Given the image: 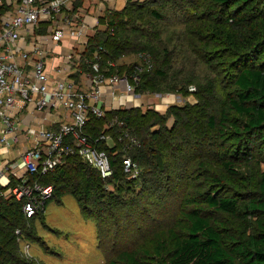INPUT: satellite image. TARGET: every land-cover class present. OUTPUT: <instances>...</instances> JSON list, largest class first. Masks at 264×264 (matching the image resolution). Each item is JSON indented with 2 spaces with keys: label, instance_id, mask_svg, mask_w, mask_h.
Instances as JSON below:
<instances>
[{
  "label": "trees",
  "instance_id": "obj_1",
  "mask_svg": "<svg viewBox=\"0 0 264 264\" xmlns=\"http://www.w3.org/2000/svg\"><path fill=\"white\" fill-rule=\"evenodd\" d=\"M158 1H128L124 11L107 12L102 19L106 28L91 38L87 57L92 59L96 53L104 69L109 64H118L128 55L141 57V60L131 65L110 67L108 74L130 77L135 67L141 65V80L137 87L139 92H175L183 96L192 94L191 89L195 88L193 94L198 102L172 106L166 114L131 109L110 112L105 119L91 116L84 132L92 137L93 142L103 133L104 125L112 122L114 117L125 122L140 141V147L128 153L142 170L140 177L134 181L127 180L124 175L122 153L113 156L114 151H108L103 143L98 144L112 157L115 175L110 182L115 186L114 192L104 189L105 183L100 173L86 164L78 154L69 156L63 166L41 179L45 186L54 189L49 203L62 205L64 197L72 196L82 216H90L96 223L99 234L108 220H113L114 228L121 226L122 213L138 212L142 204L144 206L150 202V197L156 193L164 194L163 197L159 195L161 200L175 196L193 169L202 168L203 160L210 156L208 149H203L212 139L209 132L216 128L215 115L209 114L207 108L216 99L217 78L210 81L207 77L204 81L194 71L172 69L169 49L160 47L162 33L154 25V21H163L165 18L153 9ZM165 1H173L174 6L181 2ZM213 1L215 6L220 5L221 8L214 10L217 19L207 26V34L196 26L187 33L191 38V31L197 42H203L209 36L215 51L221 52L235 64L237 74L233 78L237 89L227 96L229 108L248 119L242 136L253 132L259 136L264 129V65L245 66L251 56L256 57L264 50V0ZM175 8L179 12L183 11L180 5ZM189 44L191 46L193 43ZM193 49L192 53L197 54V48ZM144 60L150 62L151 69H147ZM222 118L227 121L224 114ZM170 119L173 120L171 127L168 126ZM233 128L235 141L242 142L244 139L239 137L240 128L236 123H233ZM117 136L114 133L116 139ZM224 166L228 168L229 178L238 176L229 163ZM207 181L209 186L218 182L211 178ZM260 189L262 198L251 200L244 207L247 213L261 216L256 232L251 236L245 235L240 244L233 242L237 245L233 250L228 242L231 239L226 236L227 229L215 222L212 212L234 217L238 214L239 202L231 197L221 198L214 193H207L202 196V202L198 199L200 196L185 198L184 208L179 212L180 217L174 227L155 233L135 250L120 252L109 264H264V172L260 177ZM112 210L118 216L112 214ZM45 219V213L30 220L25 219L21 202L0 199V264H31L21 255L16 231L22 232L25 241L38 243L42 239L40 230L46 226Z\"/></svg>",
  "mask_w": 264,
  "mask_h": 264
},
{
  "label": "built area",
  "instance_id": "obj_2",
  "mask_svg": "<svg viewBox=\"0 0 264 264\" xmlns=\"http://www.w3.org/2000/svg\"><path fill=\"white\" fill-rule=\"evenodd\" d=\"M88 2L0 0V199L21 202L28 220L44 214L53 196V187L41 179L69 156L78 154L100 173L104 189L114 192L112 157L100 143L113 156L122 153L127 180L140 177L141 168L128 154L140 141L128 125L114 117L93 142L84 132L91 116L105 119L110 112L131 109L166 114L170 105L168 96L159 104L157 94L138 91L141 65L129 77L108 74L118 64L104 69L96 53L88 59L89 42L105 30L107 12L125 10L86 15L81 11ZM16 235L19 245L25 243L21 255L29 260L31 246L20 230Z\"/></svg>",
  "mask_w": 264,
  "mask_h": 264
},
{
  "label": "rangeland",
  "instance_id": "obj_3",
  "mask_svg": "<svg viewBox=\"0 0 264 264\" xmlns=\"http://www.w3.org/2000/svg\"><path fill=\"white\" fill-rule=\"evenodd\" d=\"M178 1L181 2L175 3V6L180 5L182 12L177 11L178 8H175L173 1L159 0L153 9L165 18L163 21H154V25L162 33L160 47L169 49L172 69L183 68L186 72L194 71L196 76L204 81L208 78L210 81L217 78L216 99L207 108L209 114L215 115L216 128L209 132L212 139L203 149H208L210 156L205 157L202 168L199 166L193 169L194 172L192 171V174L190 173V176L183 181L181 189L175 193V196L161 200L159 195L163 197L164 194L156 193L155 196L150 197L151 200L148 202L150 205L142 204L143 209L141 207L138 212L133 210L130 214H126L128 216L122 213V224L118 228L113 227V220L105 222L100 234L93 219L90 216L87 218L82 216L77 201L72 196L64 197L63 205L60 206L49 203L45 212L47 225L45 231L40 230L44 239L38 243L30 240L27 243L31 246L28 253L30 259L26 258L27 255L25 258L22 256L31 264H109L120 252L135 250L151 239L155 233L174 227L180 217L179 212L184 208L185 198L200 196L198 199L202 202L204 201L202 196L207 193H214L221 198L231 197L239 202L238 214L234 217L221 212H212L215 222L227 229L226 236L231 239L228 240L231 250L236 248V244L244 241L242 238L245 235L251 236L256 232L261 216L247 213L244 207L251 200L262 198L260 177L264 172V129L259 136L254 132L242 136L248 119L229 108L227 97L237 89L233 78L237 74L235 64L221 52L215 51L216 48L209 42V36H206L203 42L200 40L197 42L195 36L192 37L191 31V38L187 33L195 26L201 27L200 30L206 32L207 26L217 19L214 10H218L221 6H215L213 0ZM172 12L175 14L172 15ZM189 20L192 21L188 22ZM196 20L199 21L195 22ZM189 42L193 44L190 46ZM194 47L197 48V54L192 53ZM139 59L135 55H128L118 64L131 65ZM259 64L264 65V50H261L256 57L251 56L245 68L257 67ZM191 92L192 94L183 96L175 92L157 94L159 97L156 101L161 104L160 97H170L169 108L176 105L196 104L198 100L193 94L195 88H192ZM223 114L227 116V121H223ZM233 123L240 128L239 137L244 139L242 142L235 141ZM172 124L173 120L170 119L168 126L171 127ZM11 148H14L13 145ZM225 163H229L234 169L233 172L238 173V176H233L236 180L229 178ZM209 178L218 182L209 186L210 183L207 181ZM167 201H170L169 204ZM112 214L118 216L113 210ZM24 246L23 242L20 248L23 249Z\"/></svg>",
  "mask_w": 264,
  "mask_h": 264
},
{
  "label": "crops",
  "instance_id": "obj_4",
  "mask_svg": "<svg viewBox=\"0 0 264 264\" xmlns=\"http://www.w3.org/2000/svg\"><path fill=\"white\" fill-rule=\"evenodd\" d=\"M132 1H137V0H132ZM127 3V0H90L85 6V8L81 11L86 15H94V14H101L106 10H118L121 11L125 8ZM53 203V202H52ZM56 204V203H54ZM57 205V204H56ZM63 205V204H62ZM60 206V205H57ZM46 218V216H45ZM47 225V223H46ZM45 227H42L41 229L44 230ZM45 231V230H44ZM40 237L42 239L43 236L40 232Z\"/></svg>",
  "mask_w": 264,
  "mask_h": 264
}]
</instances>
